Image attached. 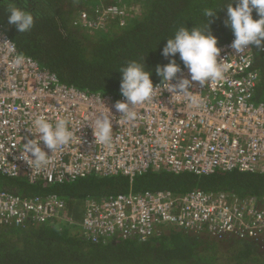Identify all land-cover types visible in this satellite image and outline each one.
<instances>
[{"label": "built area", "instance_id": "obj_1", "mask_svg": "<svg viewBox=\"0 0 264 264\" xmlns=\"http://www.w3.org/2000/svg\"><path fill=\"white\" fill-rule=\"evenodd\" d=\"M88 3L78 23L90 34L104 33L113 23L126 26L137 9V0ZM234 39L220 45L223 78L204 87L191 85L196 103L184 94L172 95L167 90L171 85L159 81L154 98L138 105L136 119L129 121L115 110V103L125 99L121 94L90 92L62 82L37 59L21 54L0 29V173L45 184L89 175L133 179L161 169L199 175L234 170L264 174V101L255 99L260 73L253 45L235 54L230 47ZM16 57L22 62L15 63ZM178 77L190 78L185 66ZM101 112L113 120L109 144L95 143L91 123ZM40 117L53 124L66 120L73 139L49 152L47 166L31 168L21 158V149L36 138L27 129L35 130L34 121ZM53 218L73 223L57 194L28 198L0 191V227L45 224ZM80 227L93 242L115 237L145 241L170 227L207 231L219 238H253L264 232V199L203 190L119 193L87 199Z\"/></svg>", "mask_w": 264, "mask_h": 264}, {"label": "trees", "instance_id": "obj_2", "mask_svg": "<svg viewBox=\"0 0 264 264\" xmlns=\"http://www.w3.org/2000/svg\"><path fill=\"white\" fill-rule=\"evenodd\" d=\"M88 0H15L35 15L33 28L18 33L8 23L13 0H0V29L23 55L32 56L62 82L90 92L120 95L121 69L130 62L144 64L153 84L162 81L157 65H166L162 50L180 27L207 31L205 9L216 11L210 25L218 45L234 38L225 26L227 5L239 0H137L135 16L126 26L113 23L101 34H90L78 23ZM253 17L258 18L255 10ZM260 73L255 99L264 101V57L253 45ZM176 62L184 66L177 54ZM24 197L55 193L67 205L69 218H53L45 224L0 227V264H264V232L256 237H216L207 231L170 227L145 241L138 237L93 242L80 227L87 199L129 192L169 190L184 194L193 190L234 194L242 199H264V174L217 171L199 175L168 169L149 171L133 179L124 175H89L75 181L45 184L0 173V191Z\"/></svg>", "mask_w": 264, "mask_h": 264}, {"label": "clouds", "instance_id": "obj_3", "mask_svg": "<svg viewBox=\"0 0 264 264\" xmlns=\"http://www.w3.org/2000/svg\"><path fill=\"white\" fill-rule=\"evenodd\" d=\"M27 4V0H25ZM255 10L257 17H253ZM216 11L205 9L204 16L207 18V31L193 27H180L173 38L168 39L162 50L165 58L171 57L166 65H157L156 74L162 78V83H168L171 87L167 90L172 93L184 94L187 98L196 103V97L192 95L191 85L199 83L204 87L208 82L223 78L225 66L218 60L222 51L218 45V37L211 34L210 25L216 17ZM8 23L14 25L18 33L30 31L35 23V15L15 4L8 9ZM225 26L230 27L235 39L230 47L235 54L242 53L250 45L258 49H264V0H239L236 6L232 3L227 5V18ZM188 69L189 77H178L181 72L180 65L176 62V56ZM22 62L21 57H16L15 63ZM122 79L120 84L121 95L124 100L115 103V110L121 113L129 121L135 120L137 113L135 108L146 101L154 98L158 86H154L151 72L146 70L145 65L138 62H130L127 67L122 68ZM177 80V83H172ZM110 110V109H109ZM112 113V111L110 110ZM95 143L109 144L112 141L113 120L104 112H101L97 119L91 123ZM34 128L27 130L35 134V139H29L23 143L21 158L31 168L45 167L49 163V152L53 153L60 146L70 143L73 133L64 119H58L54 124L47 119L40 117L34 121ZM39 137V139H37ZM43 142L45 151L41 147Z\"/></svg>", "mask_w": 264, "mask_h": 264}, {"label": "crops", "instance_id": "obj_4", "mask_svg": "<svg viewBox=\"0 0 264 264\" xmlns=\"http://www.w3.org/2000/svg\"><path fill=\"white\" fill-rule=\"evenodd\" d=\"M89 1V0H88Z\"/></svg>", "mask_w": 264, "mask_h": 264}]
</instances>
